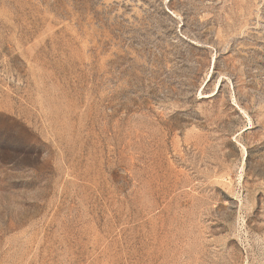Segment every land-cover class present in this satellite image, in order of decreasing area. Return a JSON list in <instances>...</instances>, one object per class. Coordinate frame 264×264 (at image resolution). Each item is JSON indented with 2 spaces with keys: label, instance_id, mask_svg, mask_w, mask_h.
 Returning <instances> with one entry per match:
<instances>
[{
  "label": "rangeland",
  "instance_id": "rangeland-1",
  "mask_svg": "<svg viewBox=\"0 0 264 264\" xmlns=\"http://www.w3.org/2000/svg\"><path fill=\"white\" fill-rule=\"evenodd\" d=\"M0 264H264V0H0Z\"/></svg>",
  "mask_w": 264,
  "mask_h": 264
},
{
  "label": "trees",
  "instance_id": "trees-1",
  "mask_svg": "<svg viewBox=\"0 0 264 264\" xmlns=\"http://www.w3.org/2000/svg\"><path fill=\"white\" fill-rule=\"evenodd\" d=\"M205 85V84H204ZM204 85H203V87H204ZM216 91V90H215ZM215 91H214V94L213 95H215Z\"/></svg>",
  "mask_w": 264,
  "mask_h": 264
},
{
  "label": "bare ground",
  "instance_id": "bare-ground-1",
  "mask_svg": "<svg viewBox=\"0 0 264 264\" xmlns=\"http://www.w3.org/2000/svg\"><path fill=\"white\" fill-rule=\"evenodd\" d=\"M212 94H214V92H213ZM204 96H207V95H204ZM204 96H203V97H204Z\"/></svg>",
  "mask_w": 264,
  "mask_h": 264
}]
</instances>
